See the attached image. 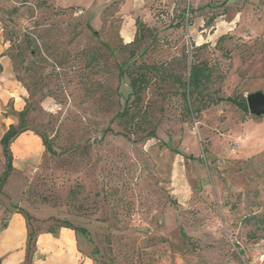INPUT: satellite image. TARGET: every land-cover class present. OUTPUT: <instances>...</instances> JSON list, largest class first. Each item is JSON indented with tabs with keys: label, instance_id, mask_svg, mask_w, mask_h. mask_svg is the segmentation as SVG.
Wrapping results in <instances>:
<instances>
[{
	"label": "rangeland",
	"instance_id": "obj_1",
	"mask_svg": "<svg viewBox=\"0 0 264 264\" xmlns=\"http://www.w3.org/2000/svg\"><path fill=\"white\" fill-rule=\"evenodd\" d=\"M0 27L24 93L5 116L55 151L15 156L0 226L68 221L92 264H264V116L228 101L264 92V0H0Z\"/></svg>",
	"mask_w": 264,
	"mask_h": 264
},
{
	"label": "crops",
	"instance_id": "obj_2",
	"mask_svg": "<svg viewBox=\"0 0 264 264\" xmlns=\"http://www.w3.org/2000/svg\"><path fill=\"white\" fill-rule=\"evenodd\" d=\"M0 30L2 31L1 27ZM0 31V141L6 131L12 126H16L15 120H11L10 116H5L8 101L12 100L13 110L21 113L24 110V93L20 89L16 90L17 83L14 80V62L7 53L8 46L5 43ZM132 39L129 40L131 42ZM6 118L8 123L6 124ZM6 125V127H5ZM20 139L32 140L35 142V150L23 154L22 145L17 142ZM1 151L3 148L0 144ZM45 145L42 139L31 132L21 133L16 143L11 147L13 154V169H15V156H22L25 161H39L45 153ZM4 156V154H3ZM5 158V157H4ZM6 163V162H5ZM14 171V170H13ZM12 171V172H13ZM10 175L7 183L2 188V194L9 199L11 205L14 206L20 199V194L24 187V182L18 188V199L11 197L8 190L12 181ZM40 218L35 213L30 215L22 209L11 210L10 216L3 226H0V264H22L28 262L31 264H92L91 258L82 250L79 233L74 229L68 228L61 224L55 231L37 232L36 244L32 250V258L29 259V251L27 247L28 236L31 224L28 222L26 215ZM33 216V217H32ZM36 223H39L36 221Z\"/></svg>",
	"mask_w": 264,
	"mask_h": 264
},
{
	"label": "trees",
	"instance_id": "obj_3",
	"mask_svg": "<svg viewBox=\"0 0 264 264\" xmlns=\"http://www.w3.org/2000/svg\"><path fill=\"white\" fill-rule=\"evenodd\" d=\"M90 27V26H89ZM90 29H92L90 27ZM139 33V32H138ZM94 34H97V32H94ZM137 36V35H136ZM155 66H150V65H144L141 64L136 67V71L133 75H131L130 82H129V88L130 92L128 94V97L126 99L125 103V109L122 112V116H126L129 113V110L131 108L133 109L134 104L138 105L139 103L142 102V97L145 91L148 89L150 85V80H149V70L154 68ZM125 70L124 68L122 71ZM205 71L203 66L200 65H195L191 67L190 70V76H189V82L188 84H185L186 87H188L189 92L188 95H191V90H197L199 89L200 84L205 78ZM124 77V73H121V78ZM184 85V84H183ZM228 101L234 103L236 106H238L240 109H242L246 114H249V109L247 105V100L246 98H239V99H233V98H228ZM135 105V106H136ZM141 111H138L136 113L141 114ZM140 112V113H139ZM24 112L19 113L20 117L24 116ZM23 133V130L19 129V126H14L12 125L4 134L2 137L0 144L3 148V154L6 160V169L0 176V190L4 187V185L7 183L12 171H13V154L11 151L12 144L14 141L17 139V137ZM44 145L46 149L51 153L54 154L55 151L53 150L52 146L47 142V140H44ZM26 218L28 222L32 220V218L26 213ZM259 224L264 225V216L262 218H259ZM63 226L72 228L74 229L77 233H87V231L84 228H79L71 225L68 221H64ZM31 226V224H29ZM36 235L37 232L30 227L29 231V236H28V242H27V247L29 251V259L32 258V250L35 247L36 244Z\"/></svg>",
	"mask_w": 264,
	"mask_h": 264
},
{
	"label": "water",
	"instance_id": "obj_4",
	"mask_svg": "<svg viewBox=\"0 0 264 264\" xmlns=\"http://www.w3.org/2000/svg\"><path fill=\"white\" fill-rule=\"evenodd\" d=\"M249 113L255 117L264 116V92L251 93L246 97Z\"/></svg>",
	"mask_w": 264,
	"mask_h": 264
},
{
	"label": "bare ground",
	"instance_id": "obj_5",
	"mask_svg": "<svg viewBox=\"0 0 264 264\" xmlns=\"http://www.w3.org/2000/svg\"><path fill=\"white\" fill-rule=\"evenodd\" d=\"M18 145H22V150H20L23 154L25 153H29V152H32L35 150V142L32 141L31 139L30 140H27V139H20L18 141ZM30 154V153H29Z\"/></svg>",
	"mask_w": 264,
	"mask_h": 264
}]
</instances>
